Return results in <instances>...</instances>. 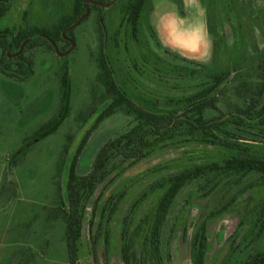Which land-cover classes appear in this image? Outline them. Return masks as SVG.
I'll list each match as a JSON object with an SVG mask.
<instances>
[{"label":"trees","instance_id":"1","mask_svg":"<svg viewBox=\"0 0 264 264\" xmlns=\"http://www.w3.org/2000/svg\"><path fill=\"white\" fill-rule=\"evenodd\" d=\"M10 1L0 0V24L10 12ZM86 1L61 0V8L68 7V10L50 27L0 29L1 74L19 81L27 80L34 75V50L43 46L51 51L72 47L64 33L85 15ZM94 1L109 3L114 0ZM172 1L185 16L183 0ZM202 1L211 14L215 67L170 65L149 47V64L155 66L149 71L154 90L149 93V98L140 93L138 101L124 90L113 64L117 63L123 48L127 53L133 43L144 48L141 39L144 20L153 0H126L122 18L111 32L104 16L107 9L89 4L91 14L96 15L100 46L92 57L99 69L98 82L103 89L101 94L95 93L93 99L95 103L107 105L101 112L93 111L91 117L97 115L95 123L74 151L73 137L67 136L68 142L61 150L53 177L56 192L49 220L61 221L64 225L65 253L61 257L66 258V264H82L86 221L90 254L96 264H101L100 244L103 242L110 248L116 239L119 240L123 264H172L170 242L181 229L183 236H187L186 214L192 203L200 198L222 197L228 203L210 213L195 229L193 264H207L208 223L231 207L227 195H237L243 187L246 188L244 182L248 178H253L248 187L256 189L260 196L257 214L253 217L254 226L259 228L260 236H264V46L255 56L254 63L249 64L247 46L235 44L230 48L226 36L217 30L216 17L221 18L224 14L229 21L232 11L236 13L244 0ZM236 17L240 18L239 13ZM149 31H152L151 27ZM75 32L76 29L66 36L75 40ZM26 41L22 54L11 57ZM142 59L147 61L148 57ZM137 64L134 63V69ZM144 74L146 72L142 76ZM69 75L70 67L65 62L59 73V111L35 132L33 139L52 130L64 116ZM119 113L131 118L130 127L108 139L97 152L90 171L81 174V157L93 132ZM30 139L27 138L26 142ZM166 148L183 149L184 154L149 168L141 176L123 184L102 203L107 189L130 168ZM29 151L30 148L25 149L10 161L0 186V200L7 193L11 198L16 194L17 185L11 176ZM62 177H66L64 186L59 182ZM181 197H184L183 201ZM12 244V252L8 258L0 260L1 264L38 262V253L32 247L17 238ZM45 249L43 253H47ZM237 264H264V245Z\"/></svg>","mask_w":264,"mask_h":264},{"label":"rangeland","instance_id":"2","mask_svg":"<svg viewBox=\"0 0 264 264\" xmlns=\"http://www.w3.org/2000/svg\"><path fill=\"white\" fill-rule=\"evenodd\" d=\"M60 1L11 0L10 12L0 24V29L50 27L68 10V7L61 8ZM244 1L238 5L236 13L232 11L229 21L224 14H221V18L216 17L218 18L216 26L217 30L226 36L230 48L235 44L247 46L249 50L247 60L251 64L264 46V0ZM183 2L185 16L172 0H153V6L150 11L147 10L146 19L144 18L141 38L144 48L138 47L135 43L130 45L128 53L123 48L116 59L117 63L113 64L118 81L137 101L140 93L149 98V93L154 90L152 80L149 79V71L150 69L153 71L155 66L149 64V47L170 65L215 67V39L210 27L209 8L202 0ZM125 3L126 0L106 10L104 16L110 32L122 18L121 11ZM237 13L239 19L236 17ZM91 15L90 12L89 16ZM149 27L154 31L153 34ZM98 31L94 14L76 28L75 40L70 38L75 42V46L67 55L59 54L69 51L71 48L69 46L56 51L44 46L34 50V75L27 80H15L0 72V186L3 176L7 175L12 158L30 148L28 156L11 176V180L17 185L16 194L11 198V194L7 193L4 200H0V258L3 256L0 260L8 258L12 252V242L17 238L19 242L32 247L38 253L36 264H66V258L61 257L62 253H65L64 225L61 221L49 220L53 213L56 192L53 177L61 150L68 142L67 136L73 137L74 151L84 134L95 123L97 115L91 117L93 111L101 112L107 105L95 103L93 99L95 93L101 94L103 91L98 82L99 69L92 57L100 47L97 41ZM1 55L0 50V57ZM144 56L148 57L147 61L142 59ZM65 62L70 67V75L64 116L52 130L38 139H33L35 132L59 111L61 102L59 73ZM135 62L138 63L137 69L133 67ZM161 68L163 70V65ZM143 72H146L144 76ZM188 88L186 86V89ZM163 91L168 93L166 90ZM130 125L131 118L122 113L100 125L93 132L81 157L80 173H88L102 145L128 129ZM27 138L33 140L26 142ZM183 154V149L166 148L130 168L107 189L102 203L104 204L129 180L141 176L157 164L177 159ZM251 180L253 178L246 179L244 183L247 187H243L237 195L236 193L233 196L227 195L231 207L208 223L207 264L244 262L249 254L263 247L264 236H260L259 228H255L253 221L260 204V196L256 189L248 187ZM59 182L64 186L66 177L60 178ZM136 190L139 189L135 186ZM181 199L183 201L184 197ZM224 203L228 202H224L222 197L200 198L192 203L188 215L186 214L187 236H183L181 229L172 236L170 242L172 264H193L192 244L197 225L210 213L224 207ZM84 231L85 245L81 263L96 264L90 254L87 221ZM118 242L116 239L110 248L103 242L100 244L98 255L101 264H123ZM44 247L47 253H43Z\"/></svg>","mask_w":264,"mask_h":264},{"label":"water","instance_id":"3","mask_svg":"<svg viewBox=\"0 0 264 264\" xmlns=\"http://www.w3.org/2000/svg\"><path fill=\"white\" fill-rule=\"evenodd\" d=\"M120 1H121V0H114V1H111V2H109V3H103V2L94 1V0H87V1L85 2V8H86V13H85V15L82 16V17H81V18H80V19H79L74 25H72L70 28H68V29L65 31V33H64V37H65V39H67L68 41L71 42L72 47H71V48L69 49V51H67L66 53H64V54H59V55H61V56H65V55H67L71 50H73V47L75 46V42H74L72 39L68 38V37L66 36V34H67L68 32H70V31L75 30L77 27H79V26L82 24V22H83L86 18L89 17L90 12H91L90 7H89V4H93V5L99 6V7L103 8V9H109V8L115 6V5H116L118 2H120ZM27 43H28V41H26L25 43H23V45L21 46L20 51H19L18 53H16V54L12 55L11 57H17V56H19L20 54H22V52H23V50H24V48H25V45H26ZM9 52H10V51H9Z\"/></svg>","mask_w":264,"mask_h":264},{"label":"crops","instance_id":"4","mask_svg":"<svg viewBox=\"0 0 264 264\" xmlns=\"http://www.w3.org/2000/svg\"><path fill=\"white\" fill-rule=\"evenodd\" d=\"M161 21H162V18H161Z\"/></svg>","mask_w":264,"mask_h":264}]
</instances>
